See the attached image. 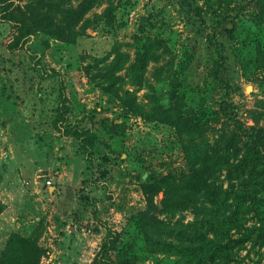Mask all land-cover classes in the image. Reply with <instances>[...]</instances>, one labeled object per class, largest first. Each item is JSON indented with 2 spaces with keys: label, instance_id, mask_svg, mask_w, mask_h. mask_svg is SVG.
<instances>
[{
  "label": "rangeland",
  "instance_id": "rangeland-1",
  "mask_svg": "<svg viewBox=\"0 0 264 264\" xmlns=\"http://www.w3.org/2000/svg\"><path fill=\"white\" fill-rule=\"evenodd\" d=\"M81 2H0V258L19 236L43 251L38 264H91L106 226L121 233L116 263L175 264L179 242L147 241L138 218L150 197L153 215L170 226L195 221L193 207L163 213L157 183L188 174L197 152L212 168L209 182L239 195L229 264H264V172L252 182L244 175L239 128L257 139L264 132V0H100L64 30ZM21 23L26 30L15 28ZM146 48L141 83L135 70ZM110 64L122 68L117 94L98 76ZM174 94L201 134L180 136L148 117ZM73 130L92 146L65 133ZM194 260L206 264V252Z\"/></svg>",
  "mask_w": 264,
  "mask_h": 264
},
{
  "label": "trees",
  "instance_id": "trees-1",
  "mask_svg": "<svg viewBox=\"0 0 264 264\" xmlns=\"http://www.w3.org/2000/svg\"><path fill=\"white\" fill-rule=\"evenodd\" d=\"M100 0H82L76 9H69L68 12H72L76 17V20L63 19L64 30L70 31L74 24L79 23L84 14L91 10ZM4 3L5 0H0ZM9 20L15 21L12 12H8ZM233 24V23H232ZM26 25L21 23V26H17L18 31L26 30ZM225 29H233L226 28ZM24 36L30 34L29 28L24 32ZM148 50L143 49L137 57L136 72L137 77L142 83L143 73L145 71L148 62ZM121 66H105V68H98V76L111 82V87L114 88V93L117 94L121 88L119 86L123 83V78L116 76L115 73L121 70ZM129 94V91L128 93ZM177 96L174 94L171 96L172 103L168 108H164L161 105H156L151 114L148 117L153 118L161 122L169 123L175 126L180 136L184 135H196L201 134L200 128L193 116H185L182 109L177 104ZM60 119V117H59ZM240 130L247 136L244 142L245 151L243 154V168L244 175L247 176L249 182L258 180L262 177L264 170L261 169V162L264 158L262 153V146H264V132L257 139V137L251 136L250 133L243 129V126L239 124ZM69 136H74L80 139L84 149L92 146V140L89 143H83L84 134L78 131H66ZM89 146V147H88ZM194 154V152H193ZM196 155L191 153L188 155V162L190 163V171L188 174H184L181 177H169L163 178L157 185L160 190H164L165 198L163 200V213H169L175 215L176 213L183 211L189 207H193L197 210V216L194 222L188 225L170 224L158 219L156 215H153L157 210L156 205L153 203V198H148V207L145 211L140 213L138 221L147 241L161 240L162 237H173L178 241V245L174 246L177 252L178 259L175 264H201V261H195L194 256L201 258L206 252V264L208 261L211 264H215L217 259L224 264H229L233 259L234 245L239 246V239H233L231 230L236 227L239 230V195L235 196L232 191L224 190L221 186H217L213 181L209 182L212 178V168H209L205 164V161H200L201 156L195 152ZM239 169V166H238ZM152 179V174L144 171L139 177V181L145 190H148L147 182ZM246 183V181H245ZM247 184V183H246ZM148 192V191H147ZM148 194V193H147ZM247 194V193H246ZM234 196V204L236 209L232 210V205L228 201ZM264 202V198L260 199ZM226 203V206H222V202ZM209 203L211 207L206 205L205 208L198 207V204ZM264 206V205H263ZM222 207V208H221ZM232 210V212H230ZM106 235L100 246L99 251L93 258L91 264H133L130 260L126 259L119 263H116L111 257L110 252L117 248L120 242L121 233L106 227ZM212 232L214 237L209 238L208 233ZM260 241H264V223L260 230L258 228ZM6 246L0 258V264H38L39 258L43 254V251L38 248L34 243L30 244L29 240L13 236ZM218 241H228L226 245L219 246L216 243ZM209 257V260L207 257ZM220 256V257H219ZM197 262V263H196Z\"/></svg>",
  "mask_w": 264,
  "mask_h": 264
},
{
  "label": "water",
  "instance_id": "water-1",
  "mask_svg": "<svg viewBox=\"0 0 264 264\" xmlns=\"http://www.w3.org/2000/svg\"><path fill=\"white\" fill-rule=\"evenodd\" d=\"M225 27H226V28H232L231 21H227V22L225 23Z\"/></svg>",
  "mask_w": 264,
  "mask_h": 264
},
{
  "label": "built area",
  "instance_id": "built-area-1",
  "mask_svg": "<svg viewBox=\"0 0 264 264\" xmlns=\"http://www.w3.org/2000/svg\"><path fill=\"white\" fill-rule=\"evenodd\" d=\"M48 184L50 185V184H51V182H50V181H48Z\"/></svg>",
  "mask_w": 264,
  "mask_h": 264
}]
</instances>
